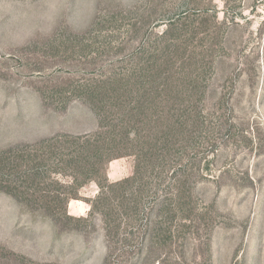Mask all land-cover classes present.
I'll use <instances>...</instances> for the list:
<instances>
[{"label":"rangeland","instance_id":"1","mask_svg":"<svg viewBox=\"0 0 264 264\" xmlns=\"http://www.w3.org/2000/svg\"><path fill=\"white\" fill-rule=\"evenodd\" d=\"M92 134L132 242L64 201ZM0 264H264V0H0Z\"/></svg>","mask_w":264,"mask_h":264},{"label":"trees","instance_id":"2","mask_svg":"<svg viewBox=\"0 0 264 264\" xmlns=\"http://www.w3.org/2000/svg\"><path fill=\"white\" fill-rule=\"evenodd\" d=\"M95 135L96 134H92L91 136H73L71 137V142L67 141V144L73 148V155L77 157L79 161L74 165L76 173L72 175L71 184L66 187L67 189H72L73 193L66 195L64 201L68 199L81 200L78 197V191L87 183L94 182L98 188L96 196L93 199L81 201H84L90 206V213H97L101 217L100 220L103 226L102 231L105 239L109 242H114L119 237V230L122 229L126 233L123 241L132 242L134 240V235L131 232V228L136 224L135 217L140 207V196L137 197V194H140L144 188L139 192L130 188V192L125 193L126 197L125 194L123 195L121 202H119V189L124 191L125 185L135 184L137 182L138 170H135L132 177L111 183L106 176L105 163L110 162L114 157L106 156L107 158L104 159V166H102V168L100 167L102 175L99 176V163L103 162L101 159L105 156V151L101 150V145H98V140L94 138ZM98 136L100 135H97V137ZM105 143L113 144L114 140L108 139V142ZM63 152L64 150H61L60 154H58L53 147L49 148V155L46 161H51L53 157L57 156L59 158L60 156V162L58 164L61 166L68 165V160L65 159ZM18 160H20V158H15L13 160L15 166ZM63 168L64 167H58L52 169L50 173L62 174ZM34 169L35 166L31 167V172L34 171ZM19 177L17 173H13L9 180L10 184L17 186V190L18 182L20 181ZM145 189L147 191V186ZM119 207L125 215L122 221H119Z\"/></svg>","mask_w":264,"mask_h":264},{"label":"bare ground","instance_id":"3","mask_svg":"<svg viewBox=\"0 0 264 264\" xmlns=\"http://www.w3.org/2000/svg\"><path fill=\"white\" fill-rule=\"evenodd\" d=\"M75 206V205H74Z\"/></svg>","mask_w":264,"mask_h":264}]
</instances>
